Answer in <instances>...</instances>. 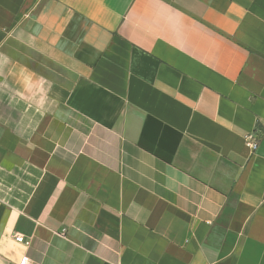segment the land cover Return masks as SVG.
Instances as JSON below:
<instances>
[{
    "label": "crops",
    "instance_id": "1",
    "mask_svg": "<svg viewBox=\"0 0 264 264\" xmlns=\"http://www.w3.org/2000/svg\"><path fill=\"white\" fill-rule=\"evenodd\" d=\"M23 255L264 264V0H0V264Z\"/></svg>",
    "mask_w": 264,
    "mask_h": 264
},
{
    "label": "built area",
    "instance_id": "2",
    "mask_svg": "<svg viewBox=\"0 0 264 264\" xmlns=\"http://www.w3.org/2000/svg\"><path fill=\"white\" fill-rule=\"evenodd\" d=\"M246 143L249 147H251L252 150H255L257 147V139L254 137V135L252 134H248L247 138H246ZM15 240L18 242H24L26 243V241L23 239V237L21 235H16L15 236ZM18 264H28V257L26 255H23L20 258V261Z\"/></svg>",
    "mask_w": 264,
    "mask_h": 264
}]
</instances>
